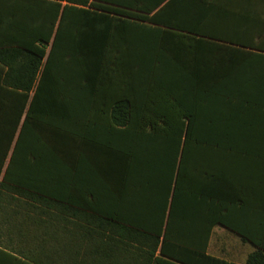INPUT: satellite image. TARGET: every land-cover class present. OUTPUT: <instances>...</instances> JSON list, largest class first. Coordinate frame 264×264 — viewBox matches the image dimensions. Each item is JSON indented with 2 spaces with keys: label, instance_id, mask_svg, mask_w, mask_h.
<instances>
[{
  "label": "trees",
  "instance_id": "trees-1",
  "mask_svg": "<svg viewBox=\"0 0 264 264\" xmlns=\"http://www.w3.org/2000/svg\"><path fill=\"white\" fill-rule=\"evenodd\" d=\"M256 6L0 0V235L24 244L0 249V264H134L152 241L179 263L229 264L207 253L216 225L258 248L247 264H264V222L261 239L231 224L221 191L213 199L194 190V227L178 221L193 147L264 159ZM86 150H101L104 173L151 207L145 221L112 213L93 190L89 205L63 196L68 172L78 186Z\"/></svg>",
  "mask_w": 264,
  "mask_h": 264
},
{
  "label": "crops",
  "instance_id": "crops-1",
  "mask_svg": "<svg viewBox=\"0 0 264 264\" xmlns=\"http://www.w3.org/2000/svg\"><path fill=\"white\" fill-rule=\"evenodd\" d=\"M255 3L261 21L256 34L262 37L259 38L257 35L256 42L259 39L264 42V0H255ZM85 154L84 171L81 168L76 177L78 186L76 188L71 186L72 174L68 172L66 174L68 183L66 182L63 196L89 205L91 202L89 191L93 190L99 198L105 201V206L108 205L112 213L120 211L124 217L129 218H133L136 213H141L140 219L146 220L151 207L149 205L136 206L133 199L135 193L133 191L122 192L114 183L112 173H104L107 163L103 162V152L100 150L95 153V151L86 150ZM186 162L182 170L180 187L183 192L190 195V199H187L180 207L187 214L179 217V223L194 227V190L196 192L206 190L213 199L221 191L225 202V216L229 222L242 227L253 226L255 238L261 239L264 222V159L232 152L219 155L214 150L207 151L206 155L201 152L194 154L193 147ZM104 181L109 182V190H101ZM122 196L125 197V203H122L120 208L118 201ZM245 209L248 210L247 216L244 215ZM2 216L0 212V218ZM62 216L66 217L64 212ZM149 244L143 248L141 259L132 258L134 264H184L163 257L160 252L161 246L154 252L151 246L154 241ZM0 249L18 251L24 249V244L11 239L8 235L1 234ZM257 250L256 246L244 241L238 234L224 226L216 225L211 234L207 253L229 264H247L248 257ZM192 257V255L187 256V261L192 262L194 260ZM187 264L190 263L187 262ZM257 264H260V261Z\"/></svg>",
  "mask_w": 264,
  "mask_h": 264
},
{
  "label": "rangeland",
  "instance_id": "rangeland-1",
  "mask_svg": "<svg viewBox=\"0 0 264 264\" xmlns=\"http://www.w3.org/2000/svg\"><path fill=\"white\" fill-rule=\"evenodd\" d=\"M32 128L35 129L36 128L35 125H32ZM51 136H52V134L50 133L49 138ZM50 139L51 140H54L55 142L60 143L59 137L52 136ZM64 143H65V145H69L71 143V141H70V139H65V142ZM68 149H70V147H68L67 150Z\"/></svg>",
  "mask_w": 264,
  "mask_h": 264
}]
</instances>
